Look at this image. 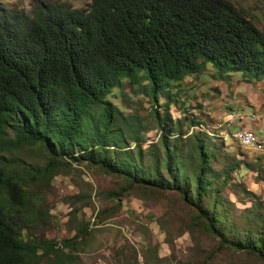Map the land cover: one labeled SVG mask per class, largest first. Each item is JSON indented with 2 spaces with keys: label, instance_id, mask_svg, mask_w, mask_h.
I'll return each mask as SVG.
<instances>
[{
  "label": "trees",
  "instance_id": "obj_1",
  "mask_svg": "<svg viewBox=\"0 0 264 264\" xmlns=\"http://www.w3.org/2000/svg\"><path fill=\"white\" fill-rule=\"evenodd\" d=\"M206 63L220 78L238 73L242 81H260L264 91V32L229 0L0 6V264H39L42 258L61 264L86 232V223L58 240L22 230L39 217L26 184L49 177L58 159L85 160L121 176L126 186L107 192L117 203L130 188L140 194L176 190L195 211L191 223L216 239L215 250H245L264 260V213L250 205L241 221L234 220L220 201V188L238 160L216 175L211 160L219 147L209 136L215 134L199 128L181 139L168 104L157 108L160 91L169 99L172 81ZM124 80L135 87L145 83L153 101L149 114L158 136L144 147L109 97ZM35 142L48 157L43 166L27 167L29 180L3 167L5 152Z\"/></svg>",
  "mask_w": 264,
  "mask_h": 264
},
{
  "label": "rangeland",
  "instance_id": "obj_2",
  "mask_svg": "<svg viewBox=\"0 0 264 264\" xmlns=\"http://www.w3.org/2000/svg\"><path fill=\"white\" fill-rule=\"evenodd\" d=\"M39 1L43 0H0V6H19L29 10L31 2ZM51 1L81 7L89 0ZM229 1L264 32V0ZM239 77L237 73L236 78ZM144 84L135 87L124 80L122 87L114 88L109 96L142 138V147L158 136L149 114L153 101ZM247 84L249 86L220 78L211 64L206 63L205 69L172 81L169 99L161 91L157 95V108L161 110L167 103L172 116L180 123L181 139L199 128H206L209 134L216 135H209L219 147L215 160H211L216 175L235 159L238 160L220 188V201L223 200L229 214L238 221L242 220L244 209L250 205L259 207L264 213V129L261 128L264 121L262 124L261 121L256 122L251 127L254 130L250 128L255 141L244 147L232 138L238 129L231 128L236 119L233 122L222 121L231 110L235 111L234 117H241V112L244 114L240 119L242 122H252L260 115L264 118L261 82ZM234 90L247 93L252 103L242 96V105H239L238 101L235 102L237 95ZM242 109L247 110V115ZM192 118L198 123L191 125ZM129 133V129H124L127 139ZM180 144L185 147L184 140ZM129 146L133 147V141L129 140ZM4 155L3 167L28 180L30 173L27 167L43 166L48 157L38 142ZM143 155L144 159L148 158L146 152ZM183 169L188 170L187 163ZM26 186L32 201L29 203L34 205L33 209L39 216L30 225H21L28 235L58 240L74 235L81 224H87L84 235L77 236L72 246L67 248L69 257L61 264H203L204 260V264H264V260L245 250H215L216 239L199 224L191 223L190 214L195 211L176 190L140 194L130 188L119 195L117 203L107 192L124 188V179L105 172L96 164H86L85 160L66 163L58 159L49 177L30 181ZM98 212L100 216L96 215ZM39 264L46 262L42 258Z\"/></svg>",
  "mask_w": 264,
  "mask_h": 264
},
{
  "label": "crops",
  "instance_id": "obj_3",
  "mask_svg": "<svg viewBox=\"0 0 264 264\" xmlns=\"http://www.w3.org/2000/svg\"><path fill=\"white\" fill-rule=\"evenodd\" d=\"M236 73L235 74H233V75H231V77L229 78V81H233V82H237V81H239L241 84H245L246 83V85H248L247 84V82H245V81H242L241 80V78L239 77V78H236ZM226 84H228V83H226ZM239 84V83H238ZM250 85V84H249ZM248 85V86H249ZM223 88H225V89H228L227 88V86H224ZM235 92H236V95H237V98L235 99V102L236 101H238L239 102V105H242V103H241V97L242 96H245V97H247V99H248V101H249V103L251 104L252 102L250 101V99H249V96L247 95V93H245L244 91H240V90H234ZM225 104H227L228 102H224ZM255 107H256V105H254ZM241 108V107H240ZM234 109V108H233ZM249 109V111H250V107L248 108ZM242 110H245V109H242ZM233 111V110H232ZM247 112V110H245V112L244 113H246ZM225 112L224 111H222V114H224ZM248 113V112H247ZM247 113L245 114V115H247ZM250 113H251V111H250ZM253 113V112H252ZM236 114L237 115H240L239 113H237L236 112ZM234 115H235V111H233L232 112V117H234ZM261 117H263L262 115H260V118H258V119H256L255 118V120L254 121H252V122H249V121H247V122H242L240 119L239 120H231L232 122L234 121V125H232V129L233 128H239V127H246V129H248V130H250L251 131V129H253L254 130V128H251V127H253V125H255V123L257 122H260L261 121V124H262V121H264V118H261ZM223 121V120H222ZM217 123H218V121L216 122V125H217ZM231 124V123H230ZM260 126V125H259ZM258 126V129L257 130H259L260 129V127ZM214 127H216V126H214ZM251 128V129H250ZM262 129H264V127H261ZM236 130V129H235ZM238 130V129H237ZM255 130H256V128H255ZM234 131V130H233ZM232 131V132H233ZM252 132V131H251ZM263 133V132H262Z\"/></svg>",
  "mask_w": 264,
  "mask_h": 264
},
{
  "label": "bare ground",
  "instance_id": "obj_4",
  "mask_svg": "<svg viewBox=\"0 0 264 264\" xmlns=\"http://www.w3.org/2000/svg\"><path fill=\"white\" fill-rule=\"evenodd\" d=\"M230 120H235V119H230ZM237 120H239V119H237ZM223 121L227 122L229 120H223ZM232 136L235 140L239 141L241 143V145H243V146L251 145L255 141L254 134L250 130H245V136L249 138V140H247V142H244L241 140V130L234 131Z\"/></svg>",
  "mask_w": 264,
  "mask_h": 264
},
{
  "label": "built area",
  "instance_id": "obj_5",
  "mask_svg": "<svg viewBox=\"0 0 264 264\" xmlns=\"http://www.w3.org/2000/svg\"><path fill=\"white\" fill-rule=\"evenodd\" d=\"M244 117V114L241 112V117H232V110L227 114V117L225 120H230V119H241ZM238 129H241V140L244 142H247L249 140L248 137L245 136V129L246 127H239Z\"/></svg>",
  "mask_w": 264,
  "mask_h": 264
}]
</instances>
